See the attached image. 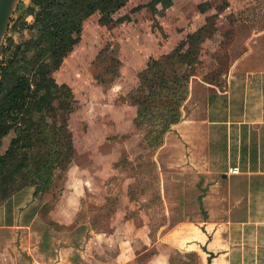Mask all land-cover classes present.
Masks as SVG:
<instances>
[{
    "label": "crops",
    "instance_id": "0c3cea01",
    "mask_svg": "<svg viewBox=\"0 0 264 264\" xmlns=\"http://www.w3.org/2000/svg\"><path fill=\"white\" fill-rule=\"evenodd\" d=\"M245 6L233 3L219 15L221 33L235 35L228 70L209 81L195 69L180 122L157 148L167 222L156 233L146 223L133 228L117 210L110 221L123 218L131 229L111 224L106 232L93 216L79 218L87 196L96 213L104 209L108 201L100 203L94 179L119 162L105 155L90 166L77 162L69 127L76 156L55 207L47 211L34 185L7 199L0 195V264H172L189 254L198 264H264V0ZM243 13L253 23L243 19L232 27L229 16ZM233 168L240 173L231 174Z\"/></svg>",
    "mask_w": 264,
    "mask_h": 264
},
{
    "label": "rangeland",
    "instance_id": "374dc122",
    "mask_svg": "<svg viewBox=\"0 0 264 264\" xmlns=\"http://www.w3.org/2000/svg\"><path fill=\"white\" fill-rule=\"evenodd\" d=\"M30 1H21L13 19L18 20L23 15ZM149 2L131 0L115 16L120 23L113 27L102 26L99 23L100 14L85 21L80 44L55 75L57 82L66 85L73 93L72 112H60L58 116L61 122L69 124L76 138L79 149L76 161L90 166L93 157L105 155L119 162L117 169L109 162L103 176L97 175L94 179V185L99 189L100 203L103 205L108 201L104 209L96 213L90 196H87L83 199L84 208L79 214V218L83 219L93 216L97 220L94 226L106 232H109L107 227L111 224L121 231L131 229L124 228L127 222L123 218L110 221L117 210L130 221L129 226L133 228L146 223L156 233L159 226L167 222L164 216L166 209L160 198V172L154 160L157 149L148 147L145 141L147 130L134 125L136 109L128 100V96L139 87V74L146 69L151 58L172 53L182 41L194 34H184L188 27L206 24L209 16L217 14V9L233 3L237 7L241 4L250 9L257 7V0H174L171 9H160L158 13H153L146 6ZM204 3L211 6L209 9L207 6L206 13H202L200 8ZM201 13L206 19L200 16ZM229 17L232 27L243 19L249 24L253 23V16L249 14L247 17L244 13ZM219 20L220 16L216 21V32L202 44L199 63L194 68L197 75L209 81L215 74L220 77L228 70V49L235 38L230 29L221 33ZM28 22L32 23L33 19L28 18ZM14 24H11L13 28L6 38L12 37L16 45L32 39L30 31L15 30ZM219 35L222 38H216ZM210 40L212 43H209ZM213 42L219 44L218 51H215ZM99 56H102L103 64L97 66ZM117 61L121 63L120 77L107 87L104 79L112 80L114 73H104L105 65L118 69ZM97 73L104 84L96 80ZM9 140H5L6 146ZM57 180V191L55 188L47 199V211L55 207L61 196L63 181Z\"/></svg>",
    "mask_w": 264,
    "mask_h": 264
},
{
    "label": "trees",
    "instance_id": "16d2710c",
    "mask_svg": "<svg viewBox=\"0 0 264 264\" xmlns=\"http://www.w3.org/2000/svg\"><path fill=\"white\" fill-rule=\"evenodd\" d=\"M130 1L31 0L23 15L18 20L12 19L15 30H28L33 37L21 45H16L12 37L6 38L0 52L2 199L26 185H34L36 195L47 200L55 188L57 191V179L65 180L76 150L68 123L61 122L58 115L71 113L73 93L66 85H60L55 75L80 44L85 21L100 14L99 23L113 27L119 22L115 16ZM173 5L174 0H150L146 6L158 13ZM207 6L211 8L209 3L200 6L202 13L208 11ZM228 6L217 9V14L209 16L206 24L172 53L151 58L147 68L139 74V87L128 100L137 106L135 123L138 128L147 130L145 141L151 150L160 147L166 133L180 122L201 46L214 35L218 16ZM30 17L32 23L28 22ZM12 28L10 25L9 30ZM117 62L118 69L105 65L104 73H114L112 80L103 78L107 87L120 77L121 63ZM101 64L102 56H99L97 66ZM95 78L104 84L99 73ZM7 138L10 143L5 149L3 141ZM185 257L188 261L180 256L174 258L172 264H198L195 254Z\"/></svg>",
    "mask_w": 264,
    "mask_h": 264
},
{
    "label": "water",
    "instance_id": "95a60500",
    "mask_svg": "<svg viewBox=\"0 0 264 264\" xmlns=\"http://www.w3.org/2000/svg\"><path fill=\"white\" fill-rule=\"evenodd\" d=\"M22 0H0V52L13 16Z\"/></svg>",
    "mask_w": 264,
    "mask_h": 264
},
{
    "label": "built area",
    "instance_id": "2783aa9c",
    "mask_svg": "<svg viewBox=\"0 0 264 264\" xmlns=\"http://www.w3.org/2000/svg\"><path fill=\"white\" fill-rule=\"evenodd\" d=\"M231 174L233 175H237L240 173V169L239 168H233V169H230L229 171Z\"/></svg>",
    "mask_w": 264,
    "mask_h": 264
}]
</instances>
